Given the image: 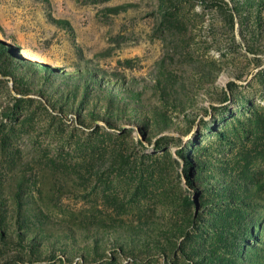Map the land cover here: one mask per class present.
<instances>
[{"label": "rangeland", "instance_id": "1", "mask_svg": "<svg viewBox=\"0 0 264 264\" xmlns=\"http://www.w3.org/2000/svg\"><path fill=\"white\" fill-rule=\"evenodd\" d=\"M0 264H264V0H0Z\"/></svg>", "mask_w": 264, "mask_h": 264}, {"label": "bare ground", "instance_id": "2", "mask_svg": "<svg viewBox=\"0 0 264 264\" xmlns=\"http://www.w3.org/2000/svg\"><path fill=\"white\" fill-rule=\"evenodd\" d=\"M21 54L23 55L24 58L32 62H37L42 65H51V62H48L46 60L48 58H44V56H39L40 54H32L31 52H29V50H23Z\"/></svg>", "mask_w": 264, "mask_h": 264}]
</instances>
